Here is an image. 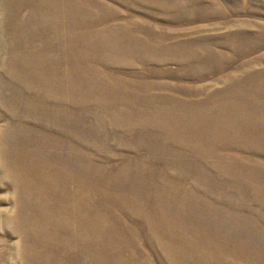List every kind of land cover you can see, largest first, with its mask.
Masks as SVG:
<instances>
[{
	"label": "rangeland",
	"instance_id": "1",
	"mask_svg": "<svg viewBox=\"0 0 264 264\" xmlns=\"http://www.w3.org/2000/svg\"><path fill=\"white\" fill-rule=\"evenodd\" d=\"M0 264H264V0H0Z\"/></svg>",
	"mask_w": 264,
	"mask_h": 264
}]
</instances>
